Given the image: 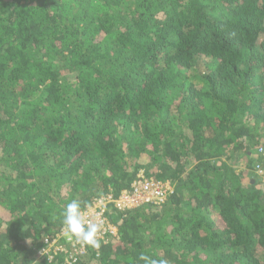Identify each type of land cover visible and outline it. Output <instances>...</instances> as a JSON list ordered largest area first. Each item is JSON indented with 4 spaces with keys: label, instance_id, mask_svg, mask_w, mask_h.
<instances>
[{
    "label": "trees",
    "instance_id": "16d2710c",
    "mask_svg": "<svg viewBox=\"0 0 264 264\" xmlns=\"http://www.w3.org/2000/svg\"><path fill=\"white\" fill-rule=\"evenodd\" d=\"M139 171L161 204L40 254ZM0 209V264H264V0H0Z\"/></svg>",
    "mask_w": 264,
    "mask_h": 264
},
{
    "label": "built area",
    "instance_id": "2783aa9c",
    "mask_svg": "<svg viewBox=\"0 0 264 264\" xmlns=\"http://www.w3.org/2000/svg\"><path fill=\"white\" fill-rule=\"evenodd\" d=\"M171 191L172 185L169 181H157L145 176L142 171H139L129 189L121 191L117 196L108 192L99 194L91 199L85 205L87 206L86 211L89 212L92 218H95L103 224L100 234L101 245L118 236L117 225L112 223L107 216L110 207L119 211L144 204L155 207L161 204ZM44 241L46 245L41 249V255L51 252V249L66 252L68 257L73 258L72 260H75L79 255L84 257L89 255L88 248L81 247L73 239L65 235L63 227L56 237L45 239ZM67 245L70 246V250L66 249ZM48 256L49 258L51 257L50 254Z\"/></svg>",
    "mask_w": 264,
    "mask_h": 264
},
{
    "label": "clouds",
    "instance_id": "9594fccd",
    "mask_svg": "<svg viewBox=\"0 0 264 264\" xmlns=\"http://www.w3.org/2000/svg\"><path fill=\"white\" fill-rule=\"evenodd\" d=\"M87 206L82 208L79 199H73L62 210V226L65 235L73 239L81 247H101L100 234L103 224L92 218ZM139 259L144 264H168L164 259H154L146 254H141Z\"/></svg>",
    "mask_w": 264,
    "mask_h": 264
},
{
    "label": "rangeland",
    "instance_id": "374dc122",
    "mask_svg": "<svg viewBox=\"0 0 264 264\" xmlns=\"http://www.w3.org/2000/svg\"><path fill=\"white\" fill-rule=\"evenodd\" d=\"M261 177H262V176H261ZM2 213H3V210L0 209V215H1L0 217H4V216L2 215Z\"/></svg>",
    "mask_w": 264,
    "mask_h": 264
}]
</instances>
